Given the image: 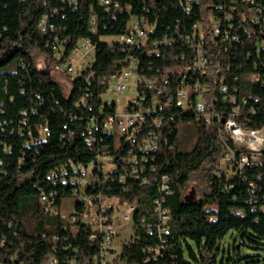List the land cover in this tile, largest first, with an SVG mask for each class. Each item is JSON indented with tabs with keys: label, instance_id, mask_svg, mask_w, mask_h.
I'll return each instance as SVG.
<instances>
[{
	"label": "trees",
	"instance_id": "obj_1",
	"mask_svg": "<svg viewBox=\"0 0 264 264\" xmlns=\"http://www.w3.org/2000/svg\"><path fill=\"white\" fill-rule=\"evenodd\" d=\"M180 2L133 1L137 15L146 13L157 21L160 35L167 28L187 31L206 19L232 24L231 35L237 40L215 44L209 72L200 83L211 94L215 112L227 116L236 100L239 124L245 129L263 128L264 20L253 28L246 25L245 0H190L189 15ZM94 4L79 0L73 10L59 0H0V264H49L52 259L59 264L97 262V247L90 243L86 224L45 214L40 199L53 193L55 205L61 207L64 199L73 197L72 212L79 213L82 207L73 195L71 166H88L103 150L113 156L117 172L107 180L99 175L85 193L116 197L136 207L131 234L117 256L121 264H264V257L258 255H264V153L260 165L230 177L217 174L227 143L221 125H206L197 115L174 107H169V113L176 115L174 122L153 130L157 144L153 153L144 154L140 145L132 148L123 141L115 149L113 138L102 133L104 118L114 110L101 97L126 56L120 45H107L103 39L117 34L125 17L112 22ZM95 13L104 18L106 27L92 34L88 20ZM43 16L56 25L60 39L70 38L67 50L79 39L96 45L89 80H72L67 94L36 69L32 53L51 57L53 52L55 34L41 35L38 29ZM159 52L160 56L141 57L144 74L163 73L167 67L197 60L194 47L174 45ZM252 73L259 74L262 83L247 80ZM178 78L168 73L172 92ZM220 80L228 87L227 94L220 91ZM91 139L95 141L90 143ZM190 139L193 147L184 151L182 145ZM133 156L137 180L128 166ZM127 166L125 182L118 183ZM163 177L167 192L160 191ZM191 187L195 196L188 201L184 198ZM157 200L168 212L160 226ZM229 234L234 239L225 248Z\"/></svg>",
	"mask_w": 264,
	"mask_h": 264
},
{
	"label": "built area",
	"instance_id": "obj_2",
	"mask_svg": "<svg viewBox=\"0 0 264 264\" xmlns=\"http://www.w3.org/2000/svg\"><path fill=\"white\" fill-rule=\"evenodd\" d=\"M61 3L68 4L73 10L79 5V0H59ZM135 0H94V5L99 6L110 15V21L116 22L119 17L123 24L119 32L113 36L114 41H104L107 45L114 42L120 45L122 52L126 54L121 70L113 74L108 79V86L112 83L117 93L127 91L130 77H133L132 91L134 95L129 99L121 111L117 110L116 102H104L103 104L113 113H108L103 121L102 133L108 134L114 140V148L117 149L123 141L132 146L140 145L139 149L144 154L153 153L157 150L154 128L174 122L176 115L169 113L170 108L174 107L181 113L197 115V120L206 125L220 124L221 134L224 136L223 142L226 146V154L219 163V175L230 177L236 172H240L246 167L260 165L261 155L264 153V127L261 129H245L238 122L240 116V106L236 100L227 116H222L214 111L211 101V94L200 83V79L207 74L210 68V58L215 50V44L221 42L236 41L235 35H231L232 24H223L221 21L204 20L203 23L193 24L189 30L165 29L160 35L158 23L155 19L151 20L148 14H136ZM248 5V12L244 14L243 21L250 27H256L262 23L264 18L261 15L264 6L261 0H245ZM183 7L186 15L192 10L190 0H181L179 3ZM55 12V11H53ZM142 13V12H138ZM226 19V18H225ZM262 20V21H261ZM105 29L104 18L98 14H92L88 20L89 31L94 34L99 27ZM249 27V28H250ZM38 29L41 35L49 32L55 34L56 25L48 16L40 19ZM249 32H247L248 34ZM52 55L46 57L49 60L50 70L56 74H64L70 82L78 78L89 80L91 68L95 62L96 45L89 39H79L67 50L70 38L60 39L57 34L53 36ZM174 45H181L188 50V47L197 48L196 62H187L181 67H167L163 73L144 74L141 57L152 58L160 56V48H173ZM250 54V53H248ZM38 70V68L36 67ZM142 71V72H140ZM44 79H53L59 85L56 78L48 77L46 72L38 70ZM168 73L178 75L175 82L174 91L170 89ZM202 76V77H201ZM251 83H262V77L257 73L247 76ZM220 80V91L223 94L228 93V87L224 81ZM61 86V85H60ZM235 97V96H232ZM257 101V100H256ZM246 103V100H242ZM253 111V110H252ZM45 133V130H44ZM95 140L91 139L90 143ZM130 165V174L137 180V160L132 157ZM146 161V160H144ZM1 165V162H0ZM127 168L124 174L121 173L118 183L126 180ZM73 178L70 182L75 186L73 195L77 203L80 202L81 211L71 212L66 219L62 215V206L57 207L52 197L53 193L41 197L43 212L51 217H59L66 223H73L76 220L86 224L90 231V243L97 247V257L95 264H116V256L113 252V243L117 236V228L122 227L115 216L119 206H125V212L122 220L132 227V216L135 213L134 205L121 203L116 197H103L102 194L86 195L88 186L99 180V175L103 180H107L117 172V164L113 156L105 150L97 152L96 160L88 166H71ZM236 170V171H235ZM167 179L162 178L160 186L161 192H167ZM65 183V180H61ZM115 200L117 206L108 205L107 202ZM74 204V203H73ZM75 205V204H74ZM155 212L159 217V226L167 221L166 210L161 209V202L155 201ZM159 250H155L158 253ZM49 264H59L57 260L52 259Z\"/></svg>",
	"mask_w": 264,
	"mask_h": 264
},
{
	"label": "rangeland",
	"instance_id": "obj_3",
	"mask_svg": "<svg viewBox=\"0 0 264 264\" xmlns=\"http://www.w3.org/2000/svg\"><path fill=\"white\" fill-rule=\"evenodd\" d=\"M103 41H109L112 42L114 41L113 38H104ZM34 56V62L36 64V67L38 68V70L40 71H44L46 72L48 77H52V78H56L63 91L65 92V94H67L70 90V82H69V78L67 76H65L64 74H56L54 72H52L50 70V64H49V60H46V57L43 56L41 53L34 51L33 53ZM14 62L8 64V68L13 67ZM132 83H133V77H130L129 82H128V89L125 93H117L115 90V86L114 84H110L108 87V90L106 91V93L102 96V99L104 102H116L117 105V110L121 111L122 108L126 105L127 101L129 99H131L134 95V92L132 91ZM190 143H184L182 145V149L184 151H188L193 147L194 144V139H190L189 141ZM224 160V159H222ZM221 160V162H222ZM192 188V187H191ZM194 190V188H192ZM191 191V190H189ZM194 196H195V190H194ZM75 202L73 197H69L63 200V206H62V215L67 219L70 215V213L73 210V203ZM108 205H112V206H117L118 204H116L115 200H111L107 202ZM125 206H119L118 207V211H115V216L117 218V222L122 226L119 228H117V236L115 238V242L113 243V252L116 256V264H121L120 261H118L117 256L121 251V247L124 243H126L129 239V236L131 234V229L129 228L130 224L124 220H122V216L125 212ZM214 210V209H213ZM234 239V234H229L225 241H224V246L225 248L228 246V244L232 243V240ZM249 255H254V253L250 252ZM258 255L260 256L261 259H263L264 255L263 253H258ZM246 256V255H245Z\"/></svg>",
	"mask_w": 264,
	"mask_h": 264
},
{
	"label": "water",
	"instance_id": "obj_4",
	"mask_svg": "<svg viewBox=\"0 0 264 264\" xmlns=\"http://www.w3.org/2000/svg\"><path fill=\"white\" fill-rule=\"evenodd\" d=\"M11 58V57H10ZM194 197V190L191 189L190 193L185 196V200L191 201Z\"/></svg>",
	"mask_w": 264,
	"mask_h": 264
},
{
	"label": "bare ground",
	"instance_id": "obj_5",
	"mask_svg": "<svg viewBox=\"0 0 264 264\" xmlns=\"http://www.w3.org/2000/svg\"><path fill=\"white\" fill-rule=\"evenodd\" d=\"M194 51L196 52V55H197V48L196 47H194Z\"/></svg>",
	"mask_w": 264,
	"mask_h": 264
}]
</instances>
